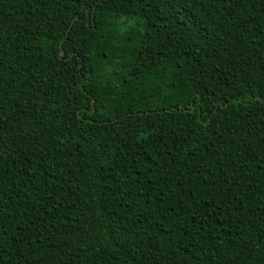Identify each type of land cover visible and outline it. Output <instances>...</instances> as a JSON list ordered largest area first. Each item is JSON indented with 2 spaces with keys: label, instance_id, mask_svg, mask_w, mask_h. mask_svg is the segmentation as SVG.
Returning a JSON list of instances; mask_svg holds the SVG:
<instances>
[{
  "label": "trees",
  "instance_id": "16d2710c",
  "mask_svg": "<svg viewBox=\"0 0 264 264\" xmlns=\"http://www.w3.org/2000/svg\"><path fill=\"white\" fill-rule=\"evenodd\" d=\"M0 264H264V0H0Z\"/></svg>",
  "mask_w": 264,
  "mask_h": 264
}]
</instances>
